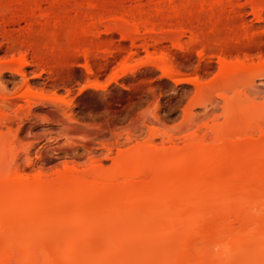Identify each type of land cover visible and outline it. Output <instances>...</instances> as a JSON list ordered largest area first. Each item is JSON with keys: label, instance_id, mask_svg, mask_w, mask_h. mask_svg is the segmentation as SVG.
I'll use <instances>...</instances> for the list:
<instances>
[{"label": "rangeland", "instance_id": "rangeland-1", "mask_svg": "<svg viewBox=\"0 0 264 264\" xmlns=\"http://www.w3.org/2000/svg\"><path fill=\"white\" fill-rule=\"evenodd\" d=\"M249 1L0 0V176H87L264 118V76L218 77L219 59L264 63Z\"/></svg>", "mask_w": 264, "mask_h": 264}, {"label": "bare ground", "instance_id": "bare-ground-1", "mask_svg": "<svg viewBox=\"0 0 264 264\" xmlns=\"http://www.w3.org/2000/svg\"><path fill=\"white\" fill-rule=\"evenodd\" d=\"M249 5L261 22L264 0ZM179 13L172 15L183 18ZM262 30L252 28L249 36L261 37ZM219 60L218 77L232 88L235 79L264 76L263 61ZM163 75L181 80L169 71ZM11 100L2 103L10 106ZM259 115L251 121L244 116L239 121L249 123L238 121L240 126L235 115L231 127L213 131L212 141L122 157L111 169L87 176H0V264H261L264 118Z\"/></svg>", "mask_w": 264, "mask_h": 264}, {"label": "snow or ice", "instance_id": "snow-or-ice-1", "mask_svg": "<svg viewBox=\"0 0 264 264\" xmlns=\"http://www.w3.org/2000/svg\"><path fill=\"white\" fill-rule=\"evenodd\" d=\"M261 264H264V261H262Z\"/></svg>", "mask_w": 264, "mask_h": 264}]
</instances>
